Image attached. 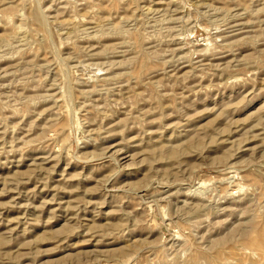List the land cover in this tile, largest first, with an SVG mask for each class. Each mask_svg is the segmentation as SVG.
<instances>
[{
  "label": "rangeland",
  "instance_id": "rangeland-1",
  "mask_svg": "<svg viewBox=\"0 0 264 264\" xmlns=\"http://www.w3.org/2000/svg\"><path fill=\"white\" fill-rule=\"evenodd\" d=\"M0 264H264V0H0Z\"/></svg>",
  "mask_w": 264,
  "mask_h": 264
}]
</instances>
